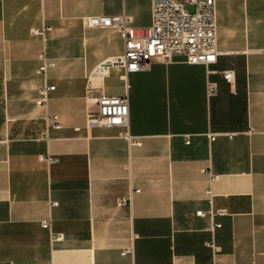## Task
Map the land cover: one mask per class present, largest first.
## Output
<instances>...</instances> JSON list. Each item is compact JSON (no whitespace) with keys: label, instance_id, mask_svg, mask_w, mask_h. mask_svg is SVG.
Wrapping results in <instances>:
<instances>
[{"label":"crops","instance_id":"obj_1","mask_svg":"<svg viewBox=\"0 0 264 264\" xmlns=\"http://www.w3.org/2000/svg\"><path fill=\"white\" fill-rule=\"evenodd\" d=\"M117 14L145 27L150 0H0V264H264V0H216L207 66L108 64L121 36L83 18ZM41 52L55 61L45 77ZM103 94L127 96L139 145L88 124ZM206 167L220 176L211 202ZM210 208L227 214H196Z\"/></svg>","mask_w":264,"mask_h":264},{"label":"built area","instance_id":"obj_2","mask_svg":"<svg viewBox=\"0 0 264 264\" xmlns=\"http://www.w3.org/2000/svg\"><path fill=\"white\" fill-rule=\"evenodd\" d=\"M151 23L145 27H136L131 24V19L125 14L113 16H88L84 17V24L93 28L115 29L123 40V53L111 61L110 65L122 67L126 73L146 71L152 61L170 60L174 56L184 57L187 64L209 65L216 61L218 49L217 23L215 17L216 0H150ZM33 34L42 35L43 30H33ZM39 64L36 73L45 77L48 70L55 66V61L48 58L44 52L39 55ZM225 81L234 82V72L231 69L221 71ZM55 89V85L43 83L38 90L36 104L45 106L47 99ZM213 83L207 84V95L214 92ZM96 100L95 112L87 114L88 124L103 125L107 127H118L119 133L129 145H139L140 142L130 135L129 126V100L126 95L109 96L99 95ZM46 121L52 124L53 128H60L58 117L55 114L46 116ZM215 134H209V141L215 138ZM46 162H53L49 156H41ZM202 173L209 176V186L205 192L209 202L213 197L212 183L219 179V175L212 172L210 167L201 168ZM137 191V190H136ZM120 203L122 201L120 200ZM55 205V203H52ZM199 216L213 218L217 215H226L225 210L207 211L198 210ZM41 226L45 229L50 227L49 220H43ZM218 222L214 227H220ZM63 237L61 233H51L50 240L56 241ZM207 246L215 253L219 247L214 241L207 242ZM124 249L121 254L129 253Z\"/></svg>","mask_w":264,"mask_h":264},{"label":"water","instance_id":"obj_3","mask_svg":"<svg viewBox=\"0 0 264 264\" xmlns=\"http://www.w3.org/2000/svg\"><path fill=\"white\" fill-rule=\"evenodd\" d=\"M102 71V69H99L98 72Z\"/></svg>","mask_w":264,"mask_h":264}]
</instances>
